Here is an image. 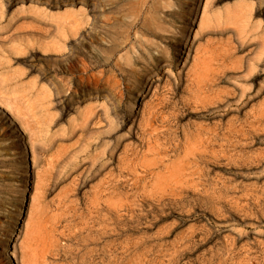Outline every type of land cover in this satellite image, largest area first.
Returning <instances> with one entry per match:
<instances>
[{
    "label": "rangeland",
    "instance_id": "rangeland-1",
    "mask_svg": "<svg viewBox=\"0 0 264 264\" xmlns=\"http://www.w3.org/2000/svg\"><path fill=\"white\" fill-rule=\"evenodd\" d=\"M0 99V264H264V0H0Z\"/></svg>",
    "mask_w": 264,
    "mask_h": 264
},
{
    "label": "bare ground",
    "instance_id": "bare-ground-1",
    "mask_svg": "<svg viewBox=\"0 0 264 264\" xmlns=\"http://www.w3.org/2000/svg\"><path fill=\"white\" fill-rule=\"evenodd\" d=\"M154 13H155V11H153ZM153 12L151 11V14H153ZM153 16V15H152ZM151 17V16H150ZM154 18V17H153ZM145 19L147 20L148 19V16L147 17H145ZM150 20H151V18H150ZM179 41V40H178ZM184 44V43H183ZM256 75V74H255ZM258 75V74H257ZM8 103V102H7ZM7 103H5L2 99H0V106H2V107H4V108H6L7 110H12V105H10V103L9 104H7ZM20 120V119H19ZM21 122V121H20ZM21 124V123H20ZM21 126V129L22 130H24L25 128H26V126H24V125H20ZM13 128H15V127H13ZM23 201V200H22ZM23 205V204H22ZM18 223V222H17ZM15 227H17V226H15ZM9 235H11V236H13L14 234H15V231L14 230H12L10 233H8ZM15 236V235H14ZM9 238V237H8ZM8 241L5 243L6 244V246L8 245V246H10V245H12L10 242H9V240L10 239H7ZM3 251L4 252H6V253H8V254H13L14 253V251L13 250H11V249H9V248H7V247H4V249H3ZM13 256H14V258H15V253L13 254ZM16 263H18L19 264V261H17V260H14Z\"/></svg>",
    "mask_w": 264,
    "mask_h": 264
}]
</instances>
